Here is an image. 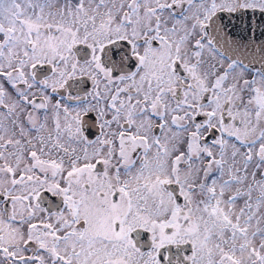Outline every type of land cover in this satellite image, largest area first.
Segmentation results:
<instances>
[{
    "label": "snow or ice",
    "instance_id": "1",
    "mask_svg": "<svg viewBox=\"0 0 264 264\" xmlns=\"http://www.w3.org/2000/svg\"><path fill=\"white\" fill-rule=\"evenodd\" d=\"M0 264H264V0H0Z\"/></svg>",
    "mask_w": 264,
    "mask_h": 264
}]
</instances>
